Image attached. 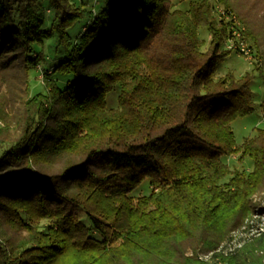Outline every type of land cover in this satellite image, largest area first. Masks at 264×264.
<instances>
[{
	"label": "trees",
	"instance_id": "1",
	"mask_svg": "<svg viewBox=\"0 0 264 264\" xmlns=\"http://www.w3.org/2000/svg\"><path fill=\"white\" fill-rule=\"evenodd\" d=\"M171 2L0 0V264H264L253 75L215 77L236 30L264 86V0Z\"/></svg>",
	"mask_w": 264,
	"mask_h": 264
},
{
	"label": "rangeland",
	"instance_id": "2",
	"mask_svg": "<svg viewBox=\"0 0 264 264\" xmlns=\"http://www.w3.org/2000/svg\"><path fill=\"white\" fill-rule=\"evenodd\" d=\"M78 1V0H73ZM199 1V0H172L171 4L173 8H178L185 10L189 3ZM223 5L217 2L213 3L212 13L215 17V22L217 24H224L227 25V19L223 18L225 23L221 21L223 13ZM78 26V24L75 25V28ZM72 31V29H71ZM199 37L204 39L206 42L210 39V35L204 28L199 29ZM226 41L223 42V46L225 47ZM46 57L47 62L49 64H53L55 62L54 57L50 54L52 50V44L49 42H45L44 46L42 47ZM53 58V59H52ZM255 66V60L252 58H249L247 56H241L235 53H230L226 59L217 66L215 77H221L225 75L226 73H232L235 76L239 77L244 75L245 73H251L253 75L251 81H250V88L253 93V104H254V111L253 113L244 116V117H237L231 122V129L233 131L234 140L236 145H240L243 140L247 137H250L254 134L256 128H262L264 129V107L262 103L264 102V86L258 76V72L254 70ZM42 67H37V71L34 73L29 74V86L30 91L32 93L36 92L40 89V83L43 79ZM22 70L20 72H16V75H21ZM116 96H117V89L114 88L108 95H107V106L109 108H114L117 106L116 102ZM0 125H3L0 122ZM226 163L228 165H236L240 169L250 170L252 167V161L249 158H244L241 162H238L237 158L235 156L230 157L229 159H226ZM150 191L148 180H144L135 190H133L130 193V197L133 199H136L137 197H140L142 195L148 194ZM261 203L264 205V199L261 201ZM257 217H259L260 220L264 223V209L260 207L259 209H256ZM240 234L236 235L234 239L231 241V244L235 242V240L238 238ZM244 236V234H241Z\"/></svg>",
	"mask_w": 264,
	"mask_h": 264
},
{
	"label": "built area",
	"instance_id": "3",
	"mask_svg": "<svg viewBox=\"0 0 264 264\" xmlns=\"http://www.w3.org/2000/svg\"><path fill=\"white\" fill-rule=\"evenodd\" d=\"M233 34H234L235 38L234 39L233 38L228 39L225 47L228 50L237 52V54H239L241 56H247L249 58H252V54H251L250 50L247 48L246 43L243 42L239 38V34L237 33L236 30L233 31Z\"/></svg>",
	"mask_w": 264,
	"mask_h": 264
}]
</instances>
